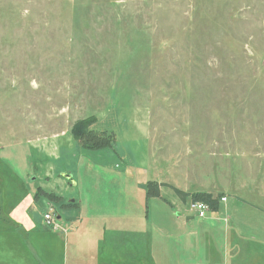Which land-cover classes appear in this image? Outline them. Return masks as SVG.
<instances>
[{
    "label": "rangeland",
    "instance_id": "rangeland-1",
    "mask_svg": "<svg viewBox=\"0 0 264 264\" xmlns=\"http://www.w3.org/2000/svg\"><path fill=\"white\" fill-rule=\"evenodd\" d=\"M0 158L16 217L264 264V0H0ZM175 188L227 201L199 219Z\"/></svg>",
    "mask_w": 264,
    "mask_h": 264
},
{
    "label": "crops",
    "instance_id": "crops-1",
    "mask_svg": "<svg viewBox=\"0 0 264 264\" xmlns=\"http://www.w3.org/2000/svg\"><path fill=\"white\" fill-rule=\"evenodd\" d=\"M0 186L6 187V181L1 175ZM47 201L46 199L43 201L47 205L46 209L52 205ZM31 208L32 206H29L28 209ZM67 211L62 214L66 222L62 223L63 226L59 225L64 233L55 230L47 221L38 223L35 214L29 211L23 217H16L17 208L12 209L1 195L0 264H188L190 261L189 264H194L196 262L198 254L181 255L178 248V254L175 255L166 249L168 242L165 243V239H156L154 244L152 238L147 236L139 242L140 249L129 240L128 249L118 257L112 254L106 239H104L105 243L101 239V241L97 239V242L93 240V230L80 234L78 226L84 224V221L72 222V217H75L76 213L72 215ZM212 219L215 218H208V220ZM225 221L227 222V219ZM75 232H77L76 236ZM197 239L199 238H193V243H196ZM203 239L208 240L207 237ZM210 239L213 241L214 237L211 236ZM178 240L184 244L191 243V240L183 238ZM192 251L194 252V249ZM117 260L120 262L118 263Z\"/></svg>",
    "mask_w": 264,
    "mask_h": 264
},
{
    "label": "trees",
    "instance_id": "trees-1",
    "mask_svg": "<svg viewBox=\"0 0 264 264\" xmlns=\"http://www.w3.org/2000/svg\"><path fill=\"white\" fill-rule=\"evenodd\" d=\"M90 125H91V120H86V121H83L77 124L75 127L76 138L80 139L83 137L84 138L83 142L86 148L90 150H101V149L111 146V143H110L111 141H109V139L100 137L98 135H92V134L87 135L85 132L87 128L90 127ZM149 186L151 188L149 196L159 198L160 197V192H159L160 186L157 183H150ZM173 190L181 198L183 202H186L187 199L191 197L192 201L194 202L199 201V202H203L207 204L210 207V210L212 212L219 211L221 199L217 197H213V195L211 194L201 193V194H198L192 197L188 193L180 191L179 189L175 188ZM50 198H52L55 201L59 200V198L54 195H51Z\"/></svg>",
    "mask_w": 264,
    "mask_h": 264
},
{
    "label": "built area",
    "instance_id": "built-area-1",
    "mask_svg": "<svg viewBox=\"0 0 264 264\" xmlns=\"http://www.w3.org/2000/svg\"><path fill=\"white\" fill-rule=\"evenodd\" d=\"M227 198L223 197L221 199V202H226ZM190 210L192 212L195 213V216L199 219H205L207 218V214L209 212H211L210 207L203 203V202H199V201H192L191 205H190ZM45 220L47 221L48 224L52 225L53 228L57 231H61L63 228L60 227L57 223H56V219H55V214L53 213V208L50 207L47 212L44 215Z\"/></svg>",
    "mask_w": 264,
    "mask_h": 264
}]
</instances>
